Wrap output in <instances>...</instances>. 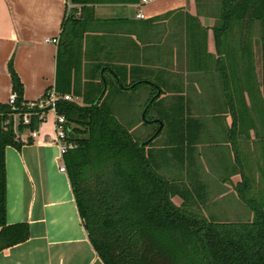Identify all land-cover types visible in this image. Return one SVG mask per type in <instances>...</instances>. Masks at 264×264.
I'll use <instances>...</instances> for the list:
<instances>
[{
    "label": "trees",
    "instance_id": "trees-1",
    "mask_svg": "<svg viewBox=\"0 0 264 264\" xmlns=\"http://www.w3.org/2000/svg\"><path fill=\"white\" fill-rule=\"evenodd\" d=\"M68 1L58 44L54 88L60 97L57 112L67 118V125L72 128L70 138L77 143V147L65 155L68 175L80 216L99 256L105 264H264V134L258 135L262 153V197L250 194L252 178L243 166L242 179L236 185L239 198L252 211L253 218L246 222H219L190 210L188 203L193 189L162 173V161L152 143L167 125L172 156L183 163L184 158L196 151L201 122L185 117L183 102L161 105L158 84L151 83L152 96L143 106L145 117L150 109L159 106L154 118L162 120L165 126L157 136L149 135L145 140L150 141L145 144L113 114L109 96L137 89L151 78L136 77L133 68L128 71L124 65L113 68L99 62L87 68L83 64V42L88 29L84 11L97 4H127L141 0ZM196 1L202 8L206 0ZM219 2V21L212 29L220 56L216 63L225 88L229 89L228 69L234 63L242 64V69L246 68L252 75L251 81L240 87L236 97L240 100L238 104L233 93L227 92L234 114V130L237 131L238 126L241 134L248 133L256 127V122L250 119L246 92L253 98L252 106L259 111L264 128V0ZM255 25L260 26L263 79L260 82L256 75L258 81L252 84L255 67L249 32ZM235 27L240 31L238 52L227 47L231 45L228 39ZM201 30L205 37L208 27L201 25ZM194 56L200 60L197 54ZM123 68L126 69L124 73L121 72ZM9 70L12 91L18 96L17 112L26 111L24 86L12 63ZM127 72L132 75L130 80ZM159 88L163 94L161 85ZM260 88H263L261 94ZM66 94L80 97L82 104L64 99ZM0 109L11 111L7 104L0 105ZM154 118H144V122H156ZM41 122L39 115L33 114L30 125L21 123L18 130L21 133L27 129L36 130ZM22 144L16 139L13 123L7 129H0V251L30 237L28 224H8L6 220L5 151L9 145L21 147ZM175 195L183 199L181 205L173 201Z\"/></svg>",
    "mask_w": 264,
    "mask_h": 264
},
{
    "label": "crops",
    "instance_id": "crops-1",
    "mask_svg": "<svg viewBox=\"0 0 264 264\" xmlns=\"http://www.w3.org/2000/svg\"><path fill=\"white\" fill-rule=\"evenodd\" d=\"M141 1L97 4L84 11L88 21L83 42L85 67L99 62L111 67L124 65L128 71L133 68L136 77L151 78L139 85L151 88L142 100L145 103L152 96L151 83L158 84L160 93L161 85L164 93L157 92L160 99L184 100L186 106L190 101L209 100L212 88L220 86L219 79L217 73L205 72L208 66L201 64V56L205 51L206 56L216 55L212 65L217 72L215 60L220 56L215 54L213 23L205 37L201 25L208 27L212 17L206 23L205 10L196 0ZM68 5V0H0V104H6L12 93L10 63L24 86L25 102L42 98L55 86L59 42L47 39H60ZM140 12L144 17L138 16ZM126 77L130 80L131 73ZM76 98L81 99L73 95V100ZM140 109L135 112L144 110ZM187 111V117L192 118ZM140 124L127 128L133 132ZM29 130L23 134L28 142L23 141L21 147L7 146L5 157L6 220L8 224H28L30 237L1 250L0 264H105L89 239L68 171L60 169L63 160L55 143L56 113H47L35 138ZM239 135V128L230 130L232 147ZM240 172L235 185L242 179ZM192 177L195 180L197 176ZM179 198L181 205L183 199Z\"/></svg>",
    "mask_w": 264,
    "mask_h": 264
},
{
    "label": "rangeland",
    "instance_id": "rangeland-1",
    "mask_svg": "<svg viewBox=\"0 0 264 264\" xmlns=\"http://www.w3.org/2000/svg\"><path fill=\"white\" fill-rule=\"evenodd\" d=\"M219 1L220 0H206L201 4L203 5L202 9L205 10L203 11V15L207 16V19L212 17V22L209 23L208 28H210L212 23L214 26L219 21ZM239 32V28L235 27L228 39L231 45L227 47L229 49L232 47L233 51L239 50L237 42L240 35ZM249 33H251L253 42L255 67V77L252 80V84H255L258 81L256 75L257 78L259 77L260 82L263 79L261 42L259 40L260 26L255 25L250 29ZM206 54V51L202 52L201 58L203 59L201 60V64L208 66L206 68L208 70L205 71L206 73H217L218 78L215 74L214 76L217 80L219 79L218 83L220 86L212 88L213 94L209 100L190 101L187 104L188 106L185 105L188 109L187 114H190L193 119L197 118L202 123L196 151L191 153L187 159L184 158L183 163L178 158H174L172 156L173 151L168 142L169 140L167 139V125L161 131L157 140L152 144V147L157 152L160 161H162V173L167 178L176 180V182L181 184L184 183L193 189L190 194V202L188 203L190 210L201 213L219 222H246L251 220L254 214L238 197L235 184L240 180L238 173L241 171V166H243L245 173L252 178L253 188L250 194H253L257 198L262 197V153L261 140L258 135L263 136L264 128L259 117V111L252 106L253 98L249 97V94L246 92V101L250 108V119L256 122V127L251 128L248 133H240L237 137V144L235 145L234 143L232 147L228 139L230 130L234 127V114L228 104L226 95L227 92L233 93L236 104H238L240 100L236 97L238 92H240V87H242L243 84L249 83L252 75L246 71V68L242 69V64H240V66L237 63L232 64V68L229 67L228 69L230 73V85L227 90L224 87L220 72H217L216 67L212 65L216 55L209 53L206 56ZM215 54H217V52ZM150 89L149 86L144 84L135 91L124 90L125 92L109 96L110 108L120 122L126 127H133L141 123L133 131V136L141 141H145L146 136L156 133L160 128V123L158 122H143L144 118H146V120H152L154 116H156L158 112L157 108H160L159 106L150 109L147 113V117H144V110L142 112L140 111V113L135 112V109L139 111V108H141L140 110H142L143 104L145 103L142 100L147 97ZM262 89L263 88H260V94ZM75 100L82 104L81 99L76 98ZM176 101L175 99H170V97H165L161 100V105L166 103L167 106H170ZM178 102H183L185 104L184 100ZM187 116L185 112V117ZM181 157L185 156L181 155ZM193 175L197 176L195 180L192 177ZM231 179L233 181H231ZM185 180L187 183H185ZM174 201L176 204L181 203V199L178 195L174 196Z\"/></svg>",
    "mask_w": 264,
    "mask_h": 264
},
{
    "label": "built area",
    "instance_id": "built-area-1",
    "mask_svg": "<svg viewBox=\"0 0 264 264\" xmlns=\"http://www.w3.org/2000/svg\"><path fill=\"white\" fill-rule=\"evenodd\" d=\"M153 0H142L143 4H147L152 2ZM139 17H144L143 13L138 14ZM47 41H52L54 43H58V39H47ZM17 93L12 91L9 96V100L6 103L11 107V111L7 112L5 110L0 109V129H7L13 123L14 129L16 132V139L28 142L27 138L23 137L24 133L19 132V125L22 123L23 125H30L31 117L33 114L39 115L41 121L46 119L47 113L51 110L56 113V136L55 143L57 144L60 151V158L63 160V164L60 166L62 171H68L65 161V155L69 150L77 147V143L73 141L71 137L72 128L67 125V118L64 114H59L57 112V101L60 98L55 88H51L42 98L36 101L26 102L25 106L28 110L23 112H17L19 107L17 106ZM66 100H73L72 94H66L63 96ZM2 105V104H0ZM37 108V109H36ZM46 108H49L46 110ZM28 130V129H27ZM31 136L35 138L37 136L36 130H29Z\"/></svg>",
    "mask_w": 264,
    "mask_h": 264
},
{
    "label": "water",
    "instance_id": "water-1",
    "mask_svg": "<svg viewBox=\"0 0 264 264\" xmlns=\"http://www.w3.org/2000/svg\"><path fill=\"white\" fill-rule=\"evenodd\" d=\"M206 23H208V19H206ZM158 94H160V91H158ZM144 117H145V115H144ZM154 121L160 123V128H159V130H158L156 133H154V137H155V136H157L158 133L162 130V128H163V126H164V123H163V121L160 120V119H155ZM149 141H150V139L146 140V141H145V144H148Z\"/></svg>",
    "mask_w": 264,
    "mask_h": 264
}]
</instances>
